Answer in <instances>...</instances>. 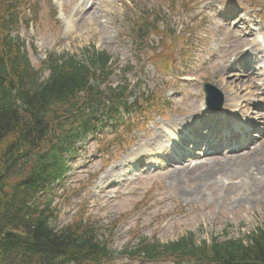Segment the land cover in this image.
<instances>
[{
	"label": "rangeland",
	"instance_id": "obj_1",
	"mask_svg": "<svg viewBox=\"0 0 264 264\" xmlns=\"http://www.w3.org/2000/svg\"><path fill=\"white\" fill-rule=\"evenodd\" d=\"M231 8L236 21L242 20L245 28L252 27L255 35L264 36V0H40L32 6L34 11H25L27 24L16 28L14 34L25 42L35 69L43 68L49 55L85 60L83 51L94 48L115 61L114 74L105 86L128 87L130 102L154 92L160 100V115L152 111L145 124H141L145 112L132 115L128 124L135 126L129 141L121 136L122 145L113 144L112 136L104 137L101 144L92 137L78 145L77 153L65 156L67 176L54 186L55 227L63 228L78 217L89 220L100 231V238L112 236L107 247L113 254L110 264H174L132 260L128 253L141 241L167 244L191 234L196 243H210L212 239H243L264 228V178L251 164L197 181L193 177L201 173L197 168L210 165L214 157L180 165L170 161L179 155L185 140L211 143L209 134L218 128L226 131L227 125L239 131L248 126L252 132H244L243 138L236 133L219 134L218 144L229 142L218 156L222 162L238 155L227 152L237 143L232 140L234 135L240 143L249 138L255 145L264 141V91L258 87L264 79L256 74H264V55L260 66L245 70L255 75L235 73L236 65L230 62L253 38L224 23ZM146 9L158 13L166 34L151 35L136 58L129 29ZM250 22L255 26H249ZM200 39L202 47L194 55L186 54L184 45L197 47ZM128 65L131 70L124 74ZM187 75L191 79L183 81L181 76ZM234 76L241 78L234 81L240 83L236 90L228 84ZM206 83L224 95V107L233 109L227 110L228 118L221 124L214 121L216 115L205 116ZM216 98L213 105L219 103ZM180 127L183 139L175 135ZM251 149L254 146L245 152ZM103 150L108 151L106 156Z\"/></svg>",
	"mask_w": 264,
	"mask_h": 264
},
{
	"label": "trees",
	"instance_id": "obj_2",
	"mask_svg": "<svg viewBox=\"0 0 264 264\" xmlns=\"http://www.w3.org/2000/svg\"><path fill=\"white\" fill-rule=\"evenodd\" d=\"M33 2L0 0V264H110L111 236L100 238L96 225L81 217L56 228L55 211L40 196L63 178L64 155L95 133L101 119L119 117V127L122 111L127 116L141 108L138 100L128 102L126 88H110L106 97L95 86L108 80L106 53L88 51V61L50 57L47 78L35 70L24 42L13 33L22 10ZM158 24L150 15L140 20L133 32L139 50ZM145 101L150 107L156 102ZM128 256L174 264H264V229L210 243H196L191 234L167 244L141 241Z\"/></svg>",
	"mask_w": 264,
	"mask_h": 264
},
{
	"label": "bare ground",
	"instance_id": "obj_3",
	"mask_svg": "<svg viewBox=\"0 0 264 264\" xmlns=\"http://www.w3.org/2000/svg\"><path fill=\"white\" fill-rule=\"evenodd\" d=\"M236 30H239L238 27H237ZM244 56L245 55H243V54H239L238 57H237V60H239L240 58H243ZM246 59H248L247 56H246ZM226 69H229V66ZM222 73H225V71H223ZM221 75H223V74H221ZM239 79H241V78H239L237 76H234L233 82L232 83L228 82V84L229 85L230 84L233 85L232 88L234 90H236L237 89V85H239L240 83H238L236 85L234 83V81H236V80L238 81ZM249 83L252 84V81H249ZM253 145H254V149H251L249 152L242 153V155L238 154V155H235V156H231V157L227 158L225 162H222L220 159H218L219 157L215 156L212 160H210V162H209L210 165L207 164L204 167L200 166L201 168L200 167L197 168V169H199L198 171L201 170V173H198V175H195V173H194L193 177L197 181H203V180H206L212 174H216V173L220 174L221 171H226V170H227V172H230L232 169H237L239 167L240 168L246 167V165H248V163H249V164H251L250 167H253V169L255 171H257V173L261 177L264 178V171L261 170L262 169V165H264V141L258 143V145L252 144L250 146H253ZM241 156H242V158H241ZM197 169H193V171H196ZM255 189H257V188H255ZM258 189H257V192H260V187H258ZM195 193L196 192H193L191 194H195Z\"/></svg>",
	"mask_w": 264,
	"mask_h": 264
},
{
	"label": "water",
	"instance_id": "obj_4",
	"mask_svg": "<svg viewBox=\"0 0 264 264\" xmlns=\"http://www.w3.org/2000/svg\"><path fill=\"white\" fill-rule=\"evenodd\" d=\"M209 88H211V87H209ZM208 90H210V89H207V92H208Z\"/></svg>",
	"mask_w": 264,
	"mask_h": 264
}]
</instances>
